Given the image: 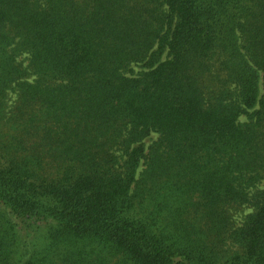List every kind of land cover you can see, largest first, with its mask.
<instances>
[{"label":"trees","instance_id":"obj_1","mask_svg":"<svg viewBox=\"0 0 264 264\" xmlns=\"http://www.w3.org/2000/svg\"><path fill=\"white\" fill-rule=\"evenodd\" d=\"M263 183L264 0H0V264H264Z\"/></svg>","mask_w":264,"mask_h":264},{"label":"rangeland","instance_id":"obj_2","mask_svg":"<svg viewBox=\"0 0 264 264\" xmlns=\"http://www.w3.org/2000/svg\"><path fill=\"white\" fill-rule=\"evenodd\" d=\"M19 59L21 60V57H19ZM137 70H139L138 66L136 67ZM14 98V95L10 92L9 93V96L7 98V104L10 106L13 102V99ZM156 135H152V138H155ZM150 140V139H149ZM149 140H146V143H148ZM264 186V183L262 184ZM249 210V209H248ZM238 220H239V217H238Z\"/></svg>","mask_w":264,"mask_h":264}]
</instances>
